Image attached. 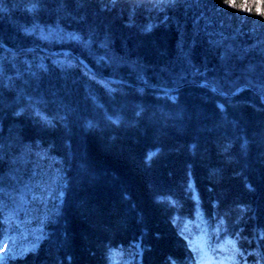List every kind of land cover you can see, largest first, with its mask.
Segmentation results:
<instances>
[{
	"label": "trees",
	"instance_id": "obj_1",
	"mask_svg": "<svg viewBox=\"0 0 264 264\" xmlns=\"http://www.w3.org/2000/svg\"><path fill=\"white\" fill-rule=\"evenodd\" d=\"M0 42V264H264V0H0Z\"/></svg>",
	"mask_w": 264,
	"mask_h": 264
},
{
	"label": "rangeland",
	"instance_id": "obj_2",
	"mask_svg": "<svg viewBox=\"0 0 264 264\" xmlns=\"http://www.w3.org/2000/svg\"><path fill=\"white\" fill-rule=\"evenodd\" d=\"M42 201H47V197L49 196L50 192L48 189L45 193H42ZM61 195V194H60ZM34 235L31 233L28 234V231H25L23 228H17L12 236L2 245L0 249V258H4L8 254L18 255L22 254L28 249H30L33 244ZM238 264H246L244 258L237 261Z\"/></svg>",
	"mask_w": 264,
	"mask_h": 264
},
{
	"label": "water",
	"instance_id": "obj_3",
	"mask_svg": "<svg viewBox=\"0 0 264 264\" xmlns=\"http://www.w3.org/2000/svg\"><path fill=\"white\" fill-rule=\"evenodd\" d=\"M0 45L1 46H3V47H5V48H7V49H11L10 47H8V46H6V45H4L3 43H1L0 42ZM35 48H37V47H30V48H28V49H35ZM44 51H48V50H46V49H43ZM51 53H55V51H50ZM63 53H68L69 51L68 50H63L62 51ZM79 58V60L81 61V63L84 65V66H86L90 71H93V69L87 64V62L84 60V59H82L81 57H78ZM109 79H111V80H115L114 78H109ZM200 84H207V82H202V83H200ZM246 87H249V86H247V85H243V86H240V87H238V88H236L234 91H232L231 93H229V94H227V93H224V92H222L221 94L223 95V96H232V95H234V94H236L237 92H239L240 90H242L243 88H246ZM161 90H165V91H174V90H176V89H178V87H174V88H166V87H159ZM212 88V90H216L215 89V87H211Z\"/></svg>",
	"mask_w": 264,
	"mask_h": 264
}]
</instances>
